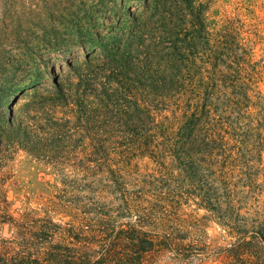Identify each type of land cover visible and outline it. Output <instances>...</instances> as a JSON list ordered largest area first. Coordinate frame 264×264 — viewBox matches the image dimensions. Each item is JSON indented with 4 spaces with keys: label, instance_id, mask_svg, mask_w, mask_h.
Instances as JSON below:
<instances>
[{
    "label": "trees",
    "instance_id": "obj_1",
    "mask_svg": "<svg viewBox=\"0 0 264 264\" xmlns=\"http://www.w3.org/2000/svg\"><path fill=\"white\" fill-rule=\"evenodd\" d=\"M206 8L173 0L165 44L79 86L89 114L53 96L55 119L76 106L67 130L88 147L55 200L16 220L0 187V224L14 227L0 264H264V0L256 22L219 31Z\"/></svg>",
    "mask_w": 264,
    "mask_h": 264
},
{
    "label": "rangeland",
    "instance_id": "obj_2",
    "mask_svg": "<svg viewBox=\"0 0 264 264\" xmlns=\"http://www.w3.org/2000/svg\"><path fill=\"white\" fill-rule=\"evenodd\" d=\"M186 1L195 8L206 5L210 31H219L229 17L250 24L263 16L260 0ZM172 2L0 0V187L8 218L55 200L61 181L74 177L78 152L88 147L89 140L67 130L77 122L76 106L62 121L55 119L53 96L62 91L78 99L80 85L101 71L125 70L143 52V42L165 44ZM255 52L260 60L261 44ZM79 99L85 115L95 108L91 98ZM56 164L64 171L56 173ZM261 167L264 176V153ZM257 182L264 184V177ZM13 234L10 223L0 224V241ZM208 234L216 239L220 230L211 224Z\"/></svg>",
    "mask_w": 264,
    "mask_h": 264
}]
</instances>
